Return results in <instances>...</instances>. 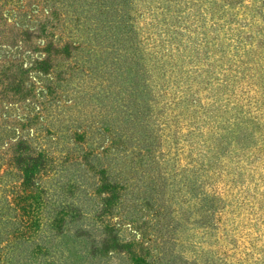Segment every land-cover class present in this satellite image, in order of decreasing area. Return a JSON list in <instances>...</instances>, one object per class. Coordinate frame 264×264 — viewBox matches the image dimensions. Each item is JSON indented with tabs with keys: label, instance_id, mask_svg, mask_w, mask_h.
I'll return each instance as SVG.
<instances>
[{
	"label": "trees",
	"instance_id": "obj_1",
	"mask_svg": "<svg viewBox=\"0 0 264 264\" xmlns=\"http://www.w3.org/2000/svg\"><path fill=\"white\" fill-rule=\"evenodd\" d=\"M258 1L0 0V53L11 57L7 67L0 59V101L27 125L14 126L9 142V163L24 175L12 209L26 216L0 249L29 234L38 179L54 172V185L74 176L87 237L100 234L93 204L100 197L119 215L104 227L129 220L149 230L142 231L144 253L155 251L148 264H191L182 246L170 245L188 224L207 227L223 209L213 186L232 160L244 168L243 158L264 155V35L245 31ZM30 71L36 77L26 83ZM54 77L60 83L50 89ZM60 139L65 159L54 164ZM192 237L183 239L197 256ZM134 242L122 246L132 253ZM36 248L56 252L45 243ZM24 249L14 264H31ZM91 251L98 262L111 257L109 245L96 241Z\"/></svg>",
	"mask_w": 264,
	"mask_h": 264
},
{
	"label": "rangeland",
	"instance_id": "obj_2",
	"mask_svg": "<svg viewBox=\"0 0 264 264\" xmlns=\"http://www.w3.org/2000/svg\"><path fill=\"white\" fill-rule=\"evenodd\" d=\"M256 3L254 5L256 8L253 9V11L256 10L253 24L245 31L255 34L259 30L263 31L264 35V4L260 3V0ZM249 16L251 17V13ZM231 25L232 23L229 27ZM37 36L38 33H33L32 41L37 42ZM256 40V37L252 39L253 44L256 43ZM231 48L227 49L229 53H232ZM39 54L40 51H33L30 58L26 60V64L27 61L28 64L31 63L33 58ZM0 59H4L3 67H7L8 59L10 60L11 57L5 52V49H1ZM12 75H16L15 81H17L18 76L15 71ZM25 77L26 83H29L28 79L36 77V73L30 71L25 74ZM36 82L38 83V81ZM57 83H60L59 78L54 77L50 89ZM56 95L58 94L53 92V96L57 97ZM5 102V100L0 101V247L7 243L6 238H14L20 233L23 229L21 221L25 220L26 216L22 215L23 210L12 209L13 202L20 201L19 197L22 192L19 189V184L23 181L24 175L22 170L9 163L11 155L9 142L14 140V126L25 130L27 125L25 123L23 127L21 124H16L14 118L17 119V116L13 109L7 110ZM65 143L64 139L58 141L57 148L53 152L54 164H59L65 159L64 151L60 150V147ZM250 157L247 158L248 161L244 158L239 161L238 165L244 166V168L239 166L236 168L234 162L236 160H232L215 182L213 187L221 195L224 206L222 210L215 213L214 220H211L210 225L207 227L201 225L191 229L192 225L188 224L189 228L181 231V241L170 245L175 251H178L182 246L180 252L184 257H188L189 262L194 264H264V155L258 159ZM81 159L79 157L77 160ZM181 162L183 163V159ZM68 166L65 163L61 168L64 169ZM233 168L241 173L240 176L233 172ZM52 173H48L49 178H46L48 181L44 178L38 179L42 187L39 188L41 199L33 206L31 213L37 221L32 225L29 234L20 237L18 241L13 240L9 243L8 248L0 249V264H14L17 253L24 249L30 241L31 245H28L27 250L24 249L23 252L28 253L31 264H39L40 259V264H92L91 262L93 264H148L149 260H154L152 254L155 251L144 253L146 250L144 245L147 243L146 237L148 236L142 235V231L145 229L149 231L147 228L134 229L129 220L121 222V226L117 230L103 226V222H106L105 220L108 218H112L113 222L119 220V215L110 211L113 205L108 207L101 205L100 197L94 199L96 205L93 203L96 209L94 220L97 222L95 230H99L96 234L98 232L100 234L94 236L93 239L94 234L87 237V233L84 231L88 230L87 228L90 226L83 225L82 219L78 220L81 217L79 215L81 211L75 209L80 204L77 197L80 189L74 176L69 174L67 178L62 176V184L54 185L53 180L56 175H52ZM235 176H238L236 180ZM90 179L92 180L93 177ZM104 195L103 193L101 196ZM189 234H193L192 241L198 253L197 256L191 250L190 243L183 239ZM131 238L135 239L131 245L132 253L128 252L129 248L122 246L126 240ZM21 241L24 243L22 244ZM94 241L100 243V246L104 248L109 245L111 251H108V254L111 253V257L108 261L98 262L96 260L98 257L91 255V246ZM36 243L51 245V250L56 249V252H45L42 249L44 252L42 255L36 254ZM149 245L152 247L153 243ZM12 249L14 250L12 251ZM8 256L11 258H7ZM102 258L104 260L107 256ZM135 258L139 260L135 261ZM141 258L143 260H140Z\"/></svg>",
	"mask_w": 264,
	"mask_h": 264
}]
</instances>
